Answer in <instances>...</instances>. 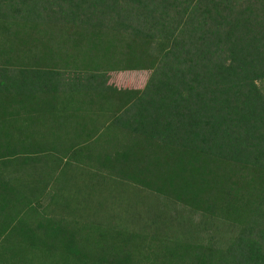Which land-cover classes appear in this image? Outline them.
Returning a JSON list of instances; mask_svg holds the SVG:
<instances>
[{"label": "trees", "instance_id": "trees-1", "mask_svg": "<svg viewBox=\"0 0 264 264\" xmlns=\"http://www.w3.org/2000/svg\"><path fill=\"white\" fill-rule=\"evenodd\" d=\"M66 190L99 198L72 229L38 207ZM0 240V264H264V0H0Z\"/></svg>", "mask_w": 264, "mask_h": 264}, {"label": "crops", "instance_id": "crops-1", "mask_svg": "<svg viewBox=\"0 0 264 264\" xmlns=\"http://www.w3.org/2000/svg\"><path fill=\"white\" fill-rule=\"evenodd\" d=\"M119 197L117 194H112V197H110L111 200H117ZM40 201L38 204L39 210L46 209V212L49 213V215H52L55 217L56 221H64L66 223H69L70 228L72 229V223L77 221L78 215L80 212H82L80 209L85 210L86 212H90L94 209L95 200H99L97 197L87 196L86 198L77 196L76 193L72 192L71 190L66 191H56V192H50L47 194H43L40 198ZM86 202H83V201ZM113 204L109 206H106V211L109 214H118V212L121 211L122 207L125 206V203L120 202H112ZM7 223L9 222V218H6ZM13 229V224L9 226V223L7 224L6 228V235L8 232ZM71 231V230H70ZM79 244L78 240H72V239H57V240H47L45 241L41 246L46 247H60L63 249H71L73 246H77ZM73 245V246H72ZM0 246H1V240H0ZM15 245L12 243L11 247L13 248ZM7 247H9L7 242ZM3 251H1L2 253ZM6 258L9 260L11 255H9V250L7 248L6 250ZM13 252V251H12ZM70 254V250H64L61 253V258L66 257V255ZM70 258V256H69Z\"/></svg>", "mask_w": 264, "mask_h": 264}, {"label": "rangeland", "instance_id": "rangeland-1", "mask_svg": "<svg viewBox=\"0 0 264 264\" xmlns=\"http://www.w3.org/2000/svg\"><path fill=\"white\" fill-rule=\"evenodd\" d=\"M149 72H120L110 74L109 84L114 86L117 89H140L143 88ZM181 209L178 205L174 208H171L170 215L174 214L177 210ZM181 213L184 215L187 214L185 209H182ZM189 217V215H187ZM103 217V215H102ZM192 220H197V216H190Z\"/></svg>", "mask_w": 264, "mask_h": 264}]
</instances>
